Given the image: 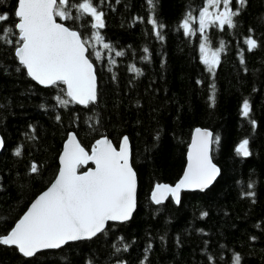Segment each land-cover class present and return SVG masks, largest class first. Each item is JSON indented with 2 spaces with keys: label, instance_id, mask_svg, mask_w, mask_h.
Listing matches in <instances>:
<instances>
[{
  "label": "trees",
  "instance_id": "trees-1",
  "mask_svg": "<svg viewBox=\"0 0 264 264\" xmlns=\"http://www.w3.org/2000/svg\"><path fill=\"white\" fill-rule=\"evenodd\" d=\"M82 2L69 0L73 18L56 21L87 42L98 31L109 45L95 58L86 44L97 100L85 107L73 104L62 84L43 89L27 77L14 57L16 0H0V15H8L0 21V34L13 30L11 43L0 39V236L53 180L68 133L86 151L104 135L114 147L128 137L136 209L129 222L108 224L91 240L29 259L0 245V264H233L235 255L239 264H264V0H245L243 6L230 0L231 10L239 12L235 27L210 24L203 33L196 19L207 0H153L152 5L148 0H92L105 25L95 30L91 16L77 10ZM189 13L185 35L180 24ZM149 17L164 26L158 29L162 40ZM248 37L257 42L252 51ZM205 38L210 52L223 42L213 72L201 61ZM58 98L70 102L60 104ZM245 99L251 109L247 118L241 115ZM195 128L219 138L211 144L219 177L203 193L181 194L178 205L168 199L154 206L148 199L151 188L178 180ZM244 139L247 157L235 151ZM32 164L38 166L36 173Z\"/></svg>",
  "mask_w": 264,
  "mask_h": 264
},
{
  "label": "snow or ice",
  "instance_id": "snow-or-ice-1",
  "mask_svg": "<svg viewBox=\"0 0 264 264\" xmlns=\"http://www.w3.org/2000/svg\"><path fill=\"white\" fill-rule=\"evenodd\" d=\"M148 3L152 5L153 0H148ZM239 3L243 6L245 0H239ZM220 4L223 5L222 11H209V7L215 8ZM68 5L69 0H18L14 12L18 18L15 23V29L18 30L15 56L32 80L45 86L66 85V95L70 101L87 106L97 100L93 64L86 56L87 40L77 31L56 21V17L64 20L73 18L66 7ZM229 5L230 0H207V6L199 13V30L203 33L210 24L214 26L217 23L221 28L225 25L234 28L233 17L239 12L232 11ZM76 7L79 12L91 16L94 21L92 29L105 26L103 13L97 10L92 0H83ZM190 16L191 13L180 24L185 35L190 33ZM7 19V14L0 15V21ZM148 23L152 24L156 36L162 40L163 36L158 29L164 26L151 17ZM12 31L11 28L4 29L0 39L11 43L8 35ZM92 38L97 43L103 40L98 31H93ZM206 40L200 45L201 61L207 65L209 72H213L219 63L223 42L219 49L210 52ZM245 43L248 51L257 47L252 37H248ZM103 47L108 49L109 45L105 43ZM95 55L99 58L100 53L96 52ZM121 55L122 52H116V56ZM129 71L141 75L140 70L134 66H130ZM212 87L214 89L215 86ZM210 99L214 104V95ZM58 100L63 105L70 102ZM250 110V104L245 99L241 107L242 117H249ZM251 123L255 125V121ZM218 140V137L213 139L211 132L197 128L189 145L183 176L174 187L156 184L151 195L152 201L159 205L170 195L179 203L181 189H206L219 174V169L209 155L210 145ZM248 144L247 139L241 141L236 153L249 156ZM20 154L18 148L15 155ZM89 161L94 163L95 168L78 173L79 167ZM60 165L50 187L36 198L6 235L0 236V244L15 245L23 256L31 257L40 249L59 248L68 241L94 237L104 230L107 221L123 222L132 217L136 207V173L130 164L128 137L122 139L119 150L108 139H99L89 155L76 137L69 134L60 156ZM37 171L38 166L32 164L31 172ZM252 186L249 184V188ZM247 195L253 196L254 193L249 192ZM239 261L240 257L235 255L233 264H239Z\"/></svg>",
  "mask_w": 264,
  "mask_h": 264
},
{
  "label": "water",
  "instance_id": "water-1",
  "mask_svg": "<svg viewBox=\"0 0 264 264\" xmlns=\"http://www.w3.org/2000/svg\"><path fill=\"white\" fill-rule=\"evenodd\" d=\"M17 3H18V0H16V6H15V9H16V7H17ZM14 12H15V10H14ZM15 17V16H14ZM15 19L17 20V22H18V18H16L15 17ZM16 22V23H17ZM57 23H60V22H57ZM60 24H62V23H60ZM263 24H264V18H263ZM15 31L18 33V30H16L15 29ZM14 57L16 58V60H17V62H18V64H19V59L15 56V51H14ZM20 65V64H19ZM21 66V65H20ZM23 67V66H22ZM24 69V68H23ZM94 70V69H93ZM24 71H25V73H26V75H27V71H26V69H24ZM95 74V73H94ZM27 77L35 84V85H37L38 87H40V88H43V89H47V88H49V87H51V86H45V85H41V84H39V83H37L36 81H34V80H32L31 79V77H29L28 75H27ZM63 85V84H62ZM63 87H64V91H65V94H66V85H63ZM66 97H67V95H66ZM69 100H70V98L69 97H67ZM72 102V101H71ZM73 104H75V105H77V106H79V107H85V105H82V104H78V103H75V102H72ZM91 104H93V103H91ZM197 128H195V129H193L192 130V132H191V134H190V138H189V143H188V145H187V147H186V152H185V158H184V167H183V170H182V173H181V175H180V177L178 178V180L174 183V184H172V185H169V186H175L176 185V183L181 179V177L183 176V174H184V171H185V169H186V166H187V154H188V149H189V145L191 144V142H192V137H193V134H194V132H195V130H196ZM199 129H201V128H199ZM201 130H206V131H209V130H207V129H201ZM210 132V131H209ZM69 134H72V135H74L73 133H68L67 134V136H66V139L64 140V142H63V144H62V146H61V150H60V152H59V155H58V157H57V172H56V175L54 176V178H53V180L51 181V183L55 180V178H56V176H57V174H58V171H59V168H60V156L62 155V153H63V151H64V146H65V143L67 142V140H68V136H69ZM75 136V135H74ZM125 136H123V137H121L120 138V140L118 141V144H117V146L115 147L117 150H119V147H120V144H121V142H122V139L124 138ZM104 138H106V139H108L109 140V138H107L105 135L104 136H102V137H100V138H98L97 140H99V139H104ZM77 140V139H76ZM96 140V141H97ZM96 141L93 143V145H95V143H96ZM110 141V140H109ZM78 142V141H77ZM111 142V141H110ZM93 145L89 148V150L88 151H86V152H88V154L89 155H91V152H92V148H93ZM113 145V144H112ZM114 147V146H113ZM2 149H3V145H2V140H1V138H0V154H1V152H2ZM209 155H210V157H211V145H210V152H209ZM129 159H130V145H129ZM212 160V159H211ZM213 163V162H212ZM214 164V163H213ZM217 167V166H216ZM95 168V165H94V163H92L91 161H89L86 165H82V166H80L79 167V169H82V171H78V173H84V172H86V171H88L89 169H94ZM218 168V167H217ZM78 169V170H79ZM219 177V174L216 176V178L213 180V182L206 188V189H204L203 191H201V190H199V189H181V191H180V196H181V194H184V193H203V192H205L206 190H208L213 184H214V182L217 180V178ZM51 183L41 192V193H43L45 190H47V188L48 187H50V185H51ZM156 185V184H155ZM155 185H153V187L151 188V190H150V192H149V194H148V199H149V201H150V203L151 204H153L154 206H157V204H155L153 201H152V199H151V195H152V192H153V190H154V188H155ZM168 185V184H167ZM136 190H137V182H136ZM41 193H39L31 202H30V204L28 205V207L36 200V198L41 194ZM170 200L174 205H178L179 203H177L174 199H172V197L169 195L164 201H163V203H161V204H159V205H162V204H164L165 203V201H167V200ZM28 207L26 208V210L23 212V214L19 217V219L24 215V213L27 211V209H28ZM135 209H136V207H135ZM135 209H134V211H133V213H132V216H133V214H134V212H135ZM19 219L15 222V223H17L18 221H19ZM131 219V218H130ZM129 219V220H130ZM129 220L128 221H123V222H121V221H107L106 222V224H105V227L108 225V224H124V223H127V222H129ZM15 223H14V225H15ZM14 225L12 226V228L14 227ZM11 228V229H12ZM10 229V230H11ZM105 229V228H104ZM101 233V232H100ZM100 233H97V235L96 236H98ZM96 236H94V237H96ZM94 237H91V238H85V239H80V240H75V241H68V242H66L65 244H63V245H61L59 248H47V249H40L39 251H37L33 256H35L36 254H39V253H42V252H47V251H54V250H58V249H60V248H62L63 246H65V245H67V244H70V243H76V242H82V241H88V240H91V239H93ZM1 246H6V247H10V248H14L15 250H16V252L20 255V256H22L23 258H25V259H29V258H32L33 256H31V257H25V256H23V254L22 253H20L19 252V249L15 246V245H3V244H0Z\"/></svg>",
  "mask_w": 264,
  "mask_h": 264
},
{
  "label": "rangeland",
  "instance_id": "rangeland-1",
  "mask_svg": "<svg viewBox=\"0 0 264 264\" xmlns=\"http://www.w3.org/2000/svg\"><path fill=\"white\" fill-rule=\"evenodd\" d=\"M222 10H223V5L222 4L218 5L215 8H213V7L209 8V11L212 12V13H216V12L222 11ZM196 25H197V28L199 30V15H198V18L196 19ZM87 47H89L91 49V51H92V53H94V55H95L96 52L100 53L101 50L104 49L103 43L102 42L97 43L93 38H91L90 41L87 42ZM95 58H97L96 55H95Z\"/></svg>",
  "mask_w": 264,
  "mask_h": 264
}]
</instances>
